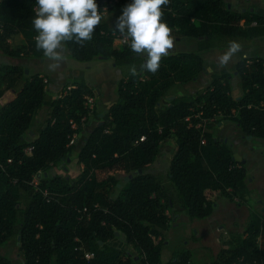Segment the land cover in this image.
Returning <instances> with one entry per match:
<instances>
[{"label":"trees","instance_id":"1","mask_svg":"<svg viewBox=\"0 0 264 264\" xmlns=\"http://www.w3.org/2000/svg\"><path fill=\"white\" fill-rule=\"evenodd\" d=\"M131 2L97 0L103 21L93 39L66 43L72 60H111L124 74L117 101L89 133L83 125L92 113L84 102L96 93L86 82L74 81L47 101L48 84L40 74H27L17 65L0 67V100L10 92L16 95L0 105V264H15L5 254L13 240L21 264H162L166 236L180 215L204 220L218 197L248 196L246 164L235 159L232 145L218 139L217 131L230 121L246 137L264 143V61L243 59L213 75L209 86L195 94L185 85L209 72L206 55L212 50L264 38V16L233 12L225 0H170L162 6L164 22L175 38L194 39L197 50L164 57L153 74L140 68L145 58L137 57L130 43L115 44L123 36L103 12ZM37 8L36 0L0 1L4 55L45 58L35 45ZM19 34L25 45L15 50L9 41ZM43 110L46 118L33 130ZM197 113L201 118L194 117ZM204 119L209 122L197 127ZM83 133L76 151L73 138ZM163 143L173 146L169 169L154 173ZM29 147L32 154L26 155ZM74 160L80 169L76 178L66 170ZM231 238L232 245L209 264H233L241 257L264 264L263 215H253L244 232ZM115 240L123 243L113 245ZM192 260L190 250L180 249L166 264Z\"/></svg>","mask_w":264,"mask_h":264},{"label":"crops","instance_id":"2","mask_svg":"<svg viewBox=\"0 0 264 264\" xmlns=\"http://www.w3.org/2000/svg\"><path fill=\"white\" fill-rule=\"evenodd\" d=\"M1 1V0H0ZM228 4V8L233 12L238 14H256L260 16H264V0H225ZM117 2V1H115ZM104 14H107L108 23L110 26L115 27L116 18L122 14V8H118L114 11L109 12V8L104 10ZM198 24V23H197ZM186 39H175L177 42H182ZM10 44L13 49L22 48L25 45V40L22 35H15L10 41ZM130 42V40H129ZM196 43V42H194ZM20 45V46H19ZM197 50V43L194 44ZM195 50V51H196ZM227 49L219 50L215 49L212 50L208 55H206V59L209 62V72H203L199 75V77L187 85H185V89L190 90V93H197L209 86L211 78L213 75L221 74L225 71L230 70L234 65L241 62L243 59H252V58H259L264 61V38L256 39L251 43H246L241 46V51L237 55L233 57V59L229 62L226 66H219L218 64V57L224 54ZM194 52V51H190ZM178 53H185V52H178ZM176 53V54H178ZM64 59L60 62V65L56 69H51L49 65L53 63L52 61L48 60L46 57L42 60L34 59L28 56H23L22 58H12L4 55L0 51V67L7 66V65H17L21 66L26 69L27 74H40V76L44 77L48 81V95L47 101H51L57 98L61 91L64 89L66 85H71L74 81H84L96 93L97 104L94 109V112L90 116L89 121L84 125L83 129L85 133L91 132L97 125L101 124L102 121L105 119L106 112L111 105H113L117 101L116 89L118 83L124 78V74L121 69H118L115 64L111 60H95L90 63H79L72 60L69 57V51L65 45V50L62 53ZM99 61V62H98ZM94 63H98L99 65H94ZM107 63L110 64V67L107 66ZM198 88L196 90H192L193 88ZM16 97L15 92H10L4 96L0 100V105H4L7 102L13 100ZM46 118V110L41 111L35 121V125L33 130H36ZM224 131L227 136L224 139L220 140H227L232 137L231 145L234 149L235 159L239 162L245 163L247 171L249 166L247 162H243V156L239 155V151L244 150L246 146H244V140L250 141L247 137L235 126L232 122H226L221 129ZM220 131V130H219ZM232 131V134L230 133ZM85 133L82 134L84 137ZM231 136L229 137V135ZM29 135L31 137L34 136V132L30 131ZM218 138V137H217ZM219 139V138H218ZM81 138L80 135L75 140V143L79 145ZM85 140V138H84ZM230 140V139H229ZM82 147V146H81ZM264 159V151L263 154L260 156ZM171 158L168 161V165L170 164ZM167 164V160L164 161ZM249 183H248V190L250 192H254V190L258 189L259 194L261 197V202H259L261 208V212L264 214V174L261 171H257L255 174L249 176ZM255 184V189L250 188V185ZM257 191V190H256ZM258 192V191H257ZM217 198L216 205L214 206L213 212L219 207V199ZM235 198L234 200H236ZM230 201V200H229ZM232 202V201H231ZM240 206V204H238ZM252 208V207H251ZM249 206L248 216L253 217V215H258L255 213V208L251 209ZM231 213L234 215L236 213L239 214L240 209L233 210L229 208ZM252 210L253 212H251ZM252 213V214H251ZM235 216L229 219V222H234ZM191 221L188 216L180 215L177 219L174 220V225L177 228H180V225H186ZM250 221V220H249ZM190 241L187 240L186 250H190L193 253L194 259V252L190 248ZM169 243V242H168ZM172 257V254L168 257L166 262L162 261V264H166L169 259ZM193 264H195L193 260Z\"/></svg>","mask_w":264,"mask_h":264},{"label":"clouds","instance_id":"3","mask_svg":"<svg viewBox=\"0 0 264 264\" xmlns=\"http://www.w3.org/2000/svg\"><path fill=\"white\" fill-rule=\"evenodd\" d=\"M169 3L170 0H132L116 18L114 30L126 41L130 40L132 52L145 58L140 68L153 74L175 47L176 38L163 20L162 6ZM36 4L38 8L32 20L38 33L35 45L53 62L49 65L53 70L64 59L62 53L67 42L83 45L91 41L103 21L96 0H36ZM240 51L239 43L230 42L228 50L218 57L219 66L228 65ZM130 70L132 75L137 74L135 65Z\"/></svg>","mask_w":264,"mask_h":264},{"label":"rangeland","instance_id":"4","mask_svg":"<svg viewBox=\"0 0 264 264\" xmlns=\"http://www.w3.org/2000/svg\"><path fill=\"white\" fill-rule=\"evenodd\" d=\"M194 42H196L194 39H186L182 42L175 41V47L173 50H171L170 55L176 54L178 52L195 51L196 47L194 44L196 43ZM94 65L97 66L99 64L94 63ZM107 66L110 67V64L107 63ZM196 89L198 88L196 87L192 90ZM185 90L190 93V90ZM230 133L232 134V131H230ZM231 134L229 135V137L231 136ZM226 136L227 134L224 131H217V137L219 139H224L226 138ZM80 138L81 140L76 148V151H79L84 143V137L81 135ZM231 138L232 137L229 138L230 140L227 139L226 141L231 143ZM244 146H246V148L239 151L238 153L239 155L243 156V162H247L249 166L248 175L250 176L252 174H255L257 171H261L264 174V159L260 157L264 151V143L258 140L254 141L253 139H251L250 141L244 140ZM160 150L161 151L158 159L153 165V169H151V171L154 173L166 172L169 169L170 165H168V161L173 155L172 144L163 143ZM165 160H167V164L164 163ZM67 173H70V175L74 178H76L80 174V169L76 160L72 161V163L69 165ZM255 187V184H253V187L252 184L250 185V188L255 189ZM256 190H254V192L249 191L248 196L245 200L237 198L236 200L231 202L229 201V199L220 196V198L218 199V209H216L215 212H213V214L207 219L191 220L186 225H180V228H176L173 221V227L169 230L166 236V247L162 253V261L166 262L168 260V257L175 251L185 249V243L188 240L190 241V248L194 252L193 260L195 264H209L210 262H213V260L218 257L223 249L228 248L232 245V233L236 231L240 233L244 232L247 224L249 223V220L251 219V217L248 216L249 206L250 208H255V213H258V215L260 216H264V214L261 212L262 207L259 204V202H261L259 190ZM238 204H240V206ZM229 208H232L233 210L240 209V212L239 214L237 213V215L236 213L233 215ZM250 211L253 212L252 210ZM234 216L235 220L231 224V222H229V219L233 218ZM112 243L113 245L121 246L123 242L121 240H115ZM15 244L16 240H13L5 250V254L15 264H21L19 251Z\"/></svg>","mask_w":264,"mask_h":264},{"label":"built area","instance_id":"5","mask_svg":"<svg viewBox=\"0 0 264 264\" xmlns=\"http://www.w3.org/2000/svg\"><path fill=\"white\" fill-rule=\"evenodd\" d=\"M115 1H118V0H115ZM96 2H97V0H96ZM106 8H108V7H104L103 8V12H104V10H106ZM2 33H3V25L0 23V34H2ZM129 43H130L129 41H126L124 39V37H121L120 35L115 38V44L116 45H125V44H129ZM44 82L48 84V81L46 79L44 80ZM70 89H71V87L68 88V90H70ZM96 104H97L96 96H87L85 98L84 106L89 111V114H91V113L94 112V109L96 107ZM261 106H263V105H261ZM201 116H202L201 113H197L196 115H194L195 118H201ZM187 121H190V118H188ZM82 122H84V119L82 120ZM208 122H209V120L204 119V120H202V123H200L197 127H200L201 124L205 125ZM71 125H72V128L73 129H76L77 128V124L75 122H71ZM84 125H85V123H84ZM84 125H83V127H84ZM76 137H77V135L75 134V136L73 138V142H75V138ZM143 139L144 138H142L141 141H143ZM32 151H33V147H29V148H27L25 150V154L26 155H31L32 154ZM9 162H11V160H9ZM40 178H41V174H39L38 176H35L32 184L34 186H38L39 183H40ZM46 194H47V192H44V195H46ZM83 212L84 213H88V209L85 208L83 210ZM91 257H92V255L86 254V258L89 259ZM233 264H258V263L256 261H252V263H249V262H247V260H246L245 257H241V258L237 259V261L234 262Z\"/></svg>","mask_w":264,"mask_h":264},{"label":"water","instance_id":"6","mask_svg":"<svg viewBox=\"0 0 264 264\" xmlns=\"http://www.w3.org/2000/svg\"><path fill=\"white\" fill-rule=\"evenodd\" d=\"M137 57H140V56L137 55ZM26 73H27V72H26ZM173 98H174V97H171L170 99H173ZM28 139H30V138H28ZM247 139H248V140H251L252 137L248 136ZM66 170H67V168H66ZM141 172H142V171H141ZM136 174H137V172H135L133 175H136ZM133 175H131L130 178L133 177ZM128 180H129V178L126 179V181H128ZM119 186H120V185H119ZM117 236H119V233H117Z\"/></svg>","mask_w":264,"mask_h":264}]
</instances>
